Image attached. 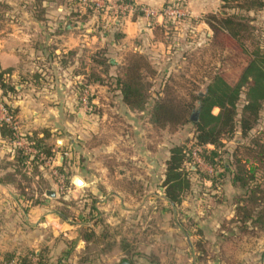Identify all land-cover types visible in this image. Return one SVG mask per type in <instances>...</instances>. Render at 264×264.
I'll list each match as a JSON object with an SVG mask.
<instances>
[{"label":"rangeland","instance_id":"rangeland-1","mask_svg":"<svg viewBox=\"0 0 264 264\" xmlns=\"http://www.w3.org/2000/svg\"><path fill=\"white\" fill-rule=\"evenodd\" d=\"M55 1L57 4L62 3V0ZM180 1L183 6L186 5L185 0ZM105 2L108 4L107 0ZM33 3L34 0H0V18L15 21L19 17L18 10H21L20 8L32 10ZM168 3L169 1L164 3L160 10ZM221 4L220 1L218 10L212 11H220ZM81 5L91 10L100 11L105 17H111L110 19H112V15L113 17L116 15L112 9L99 10L89 4L81 3ZM135 10H138L139 13L135 11L132 15L137 13L143 15L139 6ZM208 12L211 11L200 16H187L186 18L192 24L204 22ZM125 13L118 12L117 15L126 16ZM243 14L251 19L250 24L256 28L258 33L264 31V8L250 10ZM95 16L96 23L100 19L97 15ZM95 27V25L90 27L91 33L98 30ZM99 29L102 30V28ZM99 33L104 35L103 31H99ZM169 33L165 36H167V40L170 37L171 43L166 50L162 51V48L157 47L151 48L147 52H141L151 67L150 72H144V80L150 85L148 86V96L153 98L164 96L166 91L173 92L176 96L185 97L188 91L184 88L187 86L183 84L184 80L193 82L191 79L193 71L200 64L201 59L208 58L207 50L210 46L204 38L203 41L196 39L195 41L178 42L174 39L175 34ZM132 53V51L124 52L120 57L121 61L115 62L114 59H118V56L113 51L104 47L100 50L90 51L84 47L78 57L82 59L81 61L79 59L80 63L71 62L72 66H78L73 71L79 72L80 75L78 74L76 77L81 79L74 83L75 103L73 110L69 113V118L75 126L78 125L79 120H85L89 126V132L86 134L88 142L93 143L95 134L92 122L95 118L98 119L97 115H100L98 111H103L105 126L101 129L100 143L103 145V151L100 161L108 169L105 176L96 174V171L89 167L95 154L91 153L92 159L87 158L86 160V153L83 152L84 139L78 137L80 130L71 132V138L68 136L69 133L61 130L60 132L54 131L53 139L59 136L61 140H54L53 144L57 147L52 151L51 158H44L41 154L43 159L41 158L42 161L35 168L32 167V174L25 175L23 173V176H20L23 186L34 181L37 186L40 185L43 188L47 176L45 174L46 177H36V173L49 171L48 180L49 183L53 182L55 195L49 196L39 187L36 193L38 197L54 199L56 213L68 218L70 222L78 223L91 220L90 223L97 226L94 228L83 225L77 228L79 234L87 239L85 246L89 248L88 257L99 258V260L102 258L99 262L95 261V264H114L116 253L121 248L120 240L122 238L135 252L131 253L132 255L125 254L132 264H264V228L254 227L252 220L241 223L240 213L237 209L238 203L241 201L252 208V213L256 212L258 207L254 209L253 203L248 202L247 199H250L252 194L256 197L264 195V166L258 160L259 148L262 147L264 150V102L259 120L253 128L246 135H242L239 130H236L233 136L223 139V145L213 156V164H209L200 156L201 147L193 145L189 124L160 128L150 122L151 99L147 101L148 104L143 111L130 109L132 113L121 109L115 103H113L114 106L111 103L110 106L103 107L100 105L101 103L96 102L95 105L91 101L90 92L92 91L88 87L93 81L91 74L101 77L102 82L100 83L107 86V91L116 90L113 83H110L112 82L111 73L120 75L121 67L126 64V58H129ZM93 58H100V60L109 58V61L115 64L109 66L99 64ZM246 61L247 55L241 52L235 44L229 43L224 50H216L213 65L214 70L220 72L226 80L234 82ZM73 71L71 72L73 73ZM49 73L47 71L43 74L46 79L45 84L52 83L48 77ZM6 78L8 79L7 74ZM9 82L13 84L10 80ZM193 86L196 91L201 92L204 90L205 83L196 82L194 85H190V87ZM108 93L111 98L116 96L115 93ZM108 93H106L107 96ZM83 97L86 104L82 101ZM16 99L18 100L17 96H12L6 98L5 101L19 108L18 104L15 105L16 103L13 102ZM242 102L243 99L239 101L238 107ZM1 107L0 103V113L2 112ZM217 111L218 108H214L213 112ZM13 122L16 126V129L12 128L13 137L16 141L21 142L17 148L27 150L31 147L34 149L33 145L25 138V135L29 136V134L17 127L18 119L16 118ZM85 144L87 147V143ZM173 144H184L187 149L192 150V157L186 163L191 187L179 204L171 206L163 203L164 196L160 186L165 167L164 158L168 156L169 147ZM48 145L50 148L53 147L50 143ZM208 148H212V146L208 145ZM131 153L134 155L133 158L128 156ZM142 153L145 155L144 159ZM149 156L150 160H147ZM16 165L20 166L21 164ZM26 165L30 164L25 162L20 168L22 167L24 170ZM149 168L151 172L147 173ZM252 172H254L253 176L250 174ZM235 173L246 174V184L243 187H240L238 182H232ZM76 176L90 180L93 189L85 183L82 186L74 185L72 180ZM145 184L146 187L149 186L148 189H137L140 185L144 186ZM104 185L107 186L106 189ZM28 193H32V191L28 190L24 194ZM228 199L237 202V206L234 207V217L227 220L223 215L227 216L228 212L224 207H218L217 215L223 218L219 221L218 228L223 229L224 233L213 238L208 233V228L204 227V223L214 220L210 211V203L222 204V201ZM142 200L145 201V208L141 206ZM107 201L109 202L107 203ZM262 204L264 205V200L258 203L260 206ZM110 217H113L114 221H111ZM107 219L117 222L107 224ZM146 231H149L150 234ZM92 232L93 234H91ZM105 232L106 236H103ZM145 234L147 235L145 236ZM96 249H101L106 255L96 257L95 251L93 252Z\"/></svg>","mask_w":264,"mask_h":264},{"label":"crops","instance_id":"crops-1","mask_svg":"<svg viewBox=\"0 0 264 264\" xmlns=\"http://www.w3.org/2000/svg\"><path fill=\"white\" fill-rule=\"evenodd\" d=\"M129 1L160 10L164 3L171 0ZM185 2L184 15L175 18L158 12L153 17H147L144 14H128L118 17L112 15V19H110L111 17H105L100 11L82 6L78 0H62L60 4H57L55 0H34L33 9L23 10L20 8L21 10H18L19 17L15 21L0 18V69L8 71V79L14 84L17 91L15 96L18 97V100L13 101L19 107L16 115L19 122L17 127L22 128L29 135L36 132L38 137L43 136L42 130H47L51 135L45 138V141L53 145L52 151L57 147L53 144L54 140H61L58 134H56L58 137L53 139L54 131L63 130L69 133L68 136L71 138V132L80 130L78 137L84 139L83 152L86 153V160L87 158L92 159L91 153L95 154L89 167L93 168L96 174L105 176L108 169L100 161L103 151V145L100 143L101 129L105 126L103 111H98L100 114L97 115L98 119L95 118L92 122L95 134L93 143L88 142L86 134L89 132V126L85 120H79L78 125L75 126L69 118V113L73 110L75 103L74 83L81 79L76 77L80 73L73 71L78 66H72L71 62L80 63L79 59L80 61L82 59L78 57L84 47L90 51L100 50L102 47L113 51L118 56V59H114L115 62L121 61V55L127 51L141 53L157 47L164 51L171 43L170 37L167 40V36H165L168 32L175 34L174 39L178 42L195 41L196 39L203 41V38L208 41L211 33L208 26L204 22L192 24L186 17L200 16L207 11L218 10L220 0H185ZM104 9L109 10L107 7H103L101 10ZM95 15L100 19L96 18L99 20L96 23ZM148 19L151 26H148ZM91 24L95 25L99 31H103L104 35L100 34L98 30L91 33L89 30ZM171 24L173 25L170 26ZM71 66L72 68H70ZM47 71L50 72L48 77L52 83L45 84L46 79L43 74ZM111 75L115 74L111 73ZM88 87L92 91L90 92L91 101L94 104L99 102L103 107H108L111 103L114 106L113 103H115L121 109L132 113L130 108L122 102L117 89H112V92L107 91L106 85L94 80ZM108 92L115 93L116 96L111 98ZM3 100H6V96L3 97ZM2 117L1 114L0 119ZM85 143H87V147ZM18 145L15 138L9 139L0 134V264H17L18 259L24 257L27 259V264H95V261L102 260V258L99 260V258L88 257L89 248L85 246L87 239L82 237L77 230L83 225L97 227L90 223L91 220L72 223L68 218L56 213L54 199L38 197L36 193L38 187L45 193L49 190L54 191L53 182L49 183L48 180V170L47 173H36V177L47 176L43 188L40 185L37 186L34 181L23 186L20 176H23V173L25 175L32 174V165L29 161H25L30 165H26L24 170L22 167L20 168L21 165H16L18 161L15 148L19 147ZM106 149L108 148L106 147ZM24 151L30 156L34 154V149L31 147ZM142 154L144 159L145 155ZM128 156L133 158L134 155L131 153ZM40 158L42 157L40 156ZM166 158H164V162ZM147 160H150V156ZM150 172L149 168L147 173ZM80 178L83 180L82 185L85 183L93 189L90 180L84 179V177ZM144 186L140 185L137 189L149 188V186L146 187V184ZM104 188L106 189L107 186L104 185ZM160 188H162L164 196V189L161 186ZM28 190L32 193L25 195L24 193ZM162 201L164 204L172 206L165 196ZM141 206L145 208L144 200H142ZM235 206H237V202L229 199L222 201V204L210 203V211L214 220L204 223V227L208 228V233L213 238L224 233L223 229L218 228L219 221L223 219L217 215L218 207L225 208L228 215L225 214L223 217L228 220L234 217ZM110 219L112 221L113 217ZM111 221L106 220L107 224L117 222ZM146 232L150 234L149 231ZM96 250H93L96 257L106 255L101 249ZM116 254L114 264H120L126 257L125 252L120 249Z\"/></svg>","mask_w":264,"mask_h":264},{"label":"trees","instance_id":"trees-1","mask_svg":"<svg viewBox=\"0 0 264 264\" xmlns=\"http://www.w3.org/2000/svg\"><path fill=\"white\" fill-rule=\"evenodd\" d=\"M220 1L222 3L219 7L220 11H211L205 15L204 22L211 30L208 39L210 46L207 50L208 58L201 59L200 64L193 71L191 76L193 82L184 80L183 84L187 85L185 87L181 84L188 91L185 97L176 96L169 91L157 98L148 96L150 85L144 80V72H150L151 67L145 60V55L140 52H133L129 55L130 57L128 56L129 58H126V64L121 67L120 75L110 77L112 80L110 83H113L114 88L121 95L122 102L130 109L143 111L148 104L147 101L151 99L149 119L153 125L165 128L189 124L193 145L201 147L200 156L209 164H213V156L223 145V139L233 136L236 130L246 135L253 128L259 120L264 102V31L258 33L256 28L250 24L251 19L243 14L250 10H261L264 8V0ZM229 43L235 44L241 52L247 55V61L234 82L226 80L220 72L214 70L213 65L216 50H224ZM93 59L96 63L107 66L114 64L109 61V58ZM7 73V70L0 69V103L12 116V120H15L18 108L3 100V97L10 98L17 92L15 86L6 78ZM91 77L94 81L102 82L99 75L91 74ZM196 82L205 83L203 91H196L194 86L190 87ZM241 99L243 102L238 107ZM214 108H218L216 113L213 112ZM193 116L195 119L192 118ZM42 133L41 137H38L36 132L29 136L25 135L26 140L33 145L35 152L30 156L23 149L16 147L17 164L23 165L25 161H29L35 168L42 161L41 154L44 158H51L52 150L45 141L50 133L47 130H42ZM0 134L14 139L11 124L3 119H0ZM208 145L212 148H208ZM259 149L258 160L264 166V150L262 147ZM191 157L192 150L187 149L184 144H173L169 147L168 156L164 162L161 187L164 189L165 198L172 205L179 204L191 187L189 171L186 168V163ZM250 174L253 176L254 172ZM246 177L244 173H235L232 182H238L240 187H243L246 184ZM263 197L264 195L256 197L252 194L250 199H247L248 202L253 203L254 209L258 207L254 213L248 205L241 201L238 203L237 209L241 223L252 220L254 227L264 228V205H258L264 200ZM103 236H106V232ZM120 241L122 243H120V249L125 254L135 253L131 246L128 247L125 239L122 238ZM17 264H27V259L20 258ZM120 264H132V262L126 257Z\"/></svg>","mask_w":264,"mask_h":264},{"label":"built area","instance_id":"built-area-1","mask_svg":"<svg viewBox=\"0 0 264 264\" xmlns=\"http://www.w3.org/2000/svg\"><path fill=\"white\" fill-rule=\"evenodd\" d=\"M80 3L83 4H89V6H93L96 9H102L103 7H107L108 9L114 10L113 12L116 14L114 17H118V12L124 13L125 14H133L136 10V8L139 6V9H141V12L149 17V16H155L158 12L171 17H181L184 15V6L183 3L180 0H171L167 6L163 7L161 10H155L151 9L147 6H142L139 5L138 3H135L134 1H127V0H107L108 4H106L105 0H78ZM148 26L151 24L150 20L148 19ZM151 26V25H150ZM82 101L84 104H86V100L83 97ZM1 113H2V118L4 121L8 122L11 124L13 129H16V126L12 120V116L8 114V112L5 110V108L2 106L1 107ZM17 144L21 145L20 141H16Z\"/></svg>","mask_w":264,"mask_h":264},{"label":"water","instance_id":"water-1","mask_svg":"<svg viewBox=\"0 0 264 264\" xmlns=\"http://www.w3.org/2000/svg\"><path fill=\"white\" fill-rule=\"evenodd\" d=\"M192 118L195 119V116H193ZM72 183L74 185H82L83 184V180L79 176H76V177L73 178ZM46 194L49 195V196H54L55 192L49 190V191H46Z\"/></svg>","mask_w":264,"mask_h":264}]
</instances>
